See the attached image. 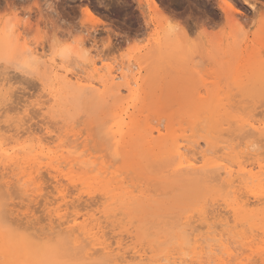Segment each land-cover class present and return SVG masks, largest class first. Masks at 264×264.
<instances>
[{"label":"rangeland","instance_id":"374dc122","mask_svg":"<svg viewBox=\"0 0 264 264\" xmlns=\"http://www.w3.org/2000/svg\"><path fill=\"white\" fill-rule=\"evenodd\" d=\"M155 1L160 6L159 8L161 11L159 15L155 14L156 16L154 15V13L151 14V11L148 9V5H147V2L145 0H36V3H35V0H11L10 3H6V0H0V11H4L9 7L15 8L17 10H20V9H23L26 7L32 8V11L30 13H25L24 11H20V13H19L21 16H24L26 14L29 15L30 21L33 25L32 28L24 31L25 36H31L33 34V32L35 31L36 38L39 39L40 38L39 28L47 29L49 31V33H51L55 28H59V29H61V31L57 32V35H59L61 38H69V36H68L69 32L72 35H75L77 33L86 34L88 39L85 41V46L86 47H92L93 43H95V48L93 49L92 54L96 55L97 53H99V55H100V58L97 60V61L101 62L99 64L100 67L98 66L99 69H101V67L104 65L103 69H105V72H106L107 66H108V68H111V67L114 68L115 67L114 64L116 62H118L119 65L120 64H124V65L128 64L129 66H133V68L135 69L133 75L134 74L136 75V78L138 81L136 83V85L132 86V88H133L132 92H130V93H127V91L123 92L121 94L120 98L114 97L111 94H106L103 96L96 94L95 96L98 97L99 101H100L99 103H96L93 100L89 99L90 95H89V97H88V95H86L82 101V105H81L78 113H76L74 115V117L72 118V120L69 122V120L65 117V114L58 107H55V108L53 106L50 107L51 110L49 108L50 111H48L45 114H42L41 111L39 112V110H40L39 108L37 111V107H40V108L43 107L44 108L45 106L50 105L49 104L50 100L46 101V100H48L46 98H48L49 96H47V92H45L42 89L39 82L33 81V80H27V79L21 77L19 74H16V73L9 72L7 74H0V80H1L0 83H2L0 86V94H1L0 99L2 101V103H0V107L3 106L2 109H0V129H1L0 130V140L1 141L3 139L5 140V136H6V139L8 138L7 140L3 141L4 143H2L0 141V144H1L0 148L3 151L5 150L4 153H2L3 151H1V149H0V151H1L0 155L2 154V156H0L1 157L0 161H2V160L6 161L7 160L6 158L10 159L11 157H13V153H15L14 155H18V154H16V152L19 151V149H17L16 147L20 148V146H21V148L24 147V153L22 152L23 156H21V154L18 152L19 153L18 158H20V156H21V158H24V156L26 158H28L29 156L27 155V151H25V150H27L29 146H35L34 144H36L37 141H39V140L40 141L42 140L41 142L43 144L47 145L45 147V149L43 150L44 153H45L46 148H48V151L50 150L49 152L46 151V153H45L46 155L42 153V155L40 156V159H42V161L39 160V158H38V159L34 160V164H33V167L35 165L37 166L36 171L41 172L39 174V176H41V177H39V176L37 177L36 173L34 174V176H36V178L40 179L39 182L42 180L40 182V186H42V188L41 187L40 188L42 190H44V191H41L42 193L45 192V194H40V197H42L41 195H45V197L40 198L38 196L35 198L36 201L37 200H38V202L40 201L39 203L36 202L35 200L30 201L29 199H27V201L29 203L27 201H26L27 202L26 203L25 202L26 198L23 199L24 197L21 196L20 192L16 191L17 189L14 190V188H13V190L11 188V191H13L11 193L6 191L5 192L6 194L2 193L3 194L2 195L1 194L2 191L0 192V199H1L0 200V206H1V208L4 207V204L6 205L7 202L3 203V201H5V199L7 201L8 197H9L8 198V204L4 208H6L7 211L11 210L12 208H11L10 204L11 203H12L11 205L15 204L14 205L15 208L12 206L13 211L11 210V212H13V215H11L10 219L16 216L15 217V218H17L16 220L19 221V219H21L22 217L32 214L34 216H31V217L28 216V218L30 219L29 225H31V227L33 226L32 227L33 231L35 232V230H37L38 234H39V233H41L40 231H41V228L43 229V227H44V230L46 231L45 228L47 227L46 224H48V221L46 222L45 220H47V212L46 211H48V210L47 209L44 210L46 208V206H44V203H46L49 199L50 200L54 199L55 201L57 198L59 199L57 194H55V193H57V189L63 190V192L65 193V194L63 193L64 195H66L67 192L68 193L70 192L71 194L67 193V195H66L68 197L65 196V198H66L65 201L67 202L69 200L66 204V207H68V210L71 209L70 213L68 210H66L67 208L64 206L65 204H63V202H61L60 199L59 200L57 199L56 203L54 200H53L54 202L50 201L53 204L51 209L55 210V208H58L57 205L64 206L65 210L63 209L62 206L61 207L59 206V209L60 208L63 209V211H62V209H60L63 212L62 213L60 211V213L68 215V218L71 216H73V217L77 216V218H79L78 222L79 223L81 222L82 225L85 223L84 225L90 224L89 226H91L92 224L95 223V221L97 223V220L101 219L98 222L102 221V223H99V224H101L103 227H105V229L101 225H99L101 228L100 231H101V233L104 232L105 234L108 232L107 233L108 235H106V237L108 239L106 240V238L105 237L104 238L106 241L110 240V243L113 242L112 248L115 247L114 242L119 241L121 238V240L123 239V241L120 240L122 242L121 243L122 244L121 245L122 250L124 249V250L128 251L131 249H134V250L139 249L141 252L144 251V254L146 252L145 257L147 259L152 260V259L158 258L157 255L160 257L161 255L164 254V252L167 253L168 249H169L168 252H173V253L177 252V251H185V250L177 249L176 246H178V243L174 244L172 241H170L171 239H169V238H171L172 233L169 234L170 232L169 233L167 232V230H168L167 227H171L172 221L169 222L168 218L169 219L173 218L172 220L174 223H176L175 222L176 220H179L177 222L180 223L184 217H186L190 214L192 215V213L196 214L197 211H194V210L195 209L197 210V208L199 209V207L201 209V207H203V204L206 203L207 201H209L211 205L213 204V201H214V204H213L214 207L212 208V206H209L210 205L209 203H208V205L206 204L207 205L206 209H208V210H206L208 212V213L206 212L207 213L206 216L209 215V213L212 211H213V213H211V214H214L215 212H217L214 214L215 216H217L219 214H220V216H222L225 214L223 209H222L221 202H217L218 206H217V204L215 205V202H216L215 200L216 199L220 200V197H219L220 194L215 189H212L209 187L211 189V190H209V188H207V189L205 188L206 185L204 186V184H203V186H201L202 184H199L202 187V190H199V195L203 194L202 196H204V198L205 197L208 198V196L209 197L212 196L211 197L212 200L210 198H208L209 200H204L203 197H200L198 195V193H196L198 190L194 187L196 185H193L192 182H189L188 184H186L187 182L185 183V182H181V181L180 182L178 181L179 183L176 181L171 182V180H168L166 178L167 177L166 173H164V172L160 173L161 167H164L163 164H161L163 166H161L160 168L158 167L160 165L159 163H158L157 167H155L156 165L154 166L152 164V166L154 168L151 167V170H149L148 172H145L143 168L145 166L144 164L147 163L148 160L146 162L144 160L146 159L145 157L147 156L146 153L148 155H149V153L146 152L144 154L145 151L142 152V149L140 148L144 144L142 140L141 141L143 144L140 145L141 143L139 142L140 144L138 145V146H140L139 148L141 149V150L139 149L140 152H138V150H137V153H142V156H139L137 153L135 154V155H138L137 158H139V159H137V158L135 159L134 157H136V156L132 155V153L134 151L133 152L131 151V150H134L137 145L134 146L132 144L135 148L132 146L134 149H130L131 153H129V154L124 153V149L126 147H123V146H125V145H123L121 147V149L118 150V152L120 151V153H117L116 148L118 146V143H120L119 141H120L121 136H120V134L115 135L113 133V131H115V129L113 128V125L111 123V116H112L111 112L118 113L119 115H122V117H124L126 119L129 116L133 115L134 119L138 118V121L141 120V124H139V126H141L143 129L144 128L148 129V130H143L140 127L141 133H143L144 131H146V132L147 131H153V133H155L154 136L157 137L156 129L158 128L161 130L162 136L166 135L165 136L166 139H167V137H170L172 135V137L176 138V139L177 138L181 139V137H182L183 141H186V140L189 141L190 140V143L192 141L199 142V143L202 142L201 145H203V141H205L206 138L210 139V137L213 135V132L211 133L212 135H210V133L208 132L207 135L210 136V137L208 136L209 137L208 138L207 135L204 134L205 131L207 132V130L205 128H204V130L200 129L201 131H199L198 130L199 126H200L199 124L201 122L199 124H196V126L199 125L198 128H193V129L190 128V127H192V125H191L192 121L191 120L194 121L192 115H194V113H195L194 116H196V117H194V118H197L200 121V119L202 118L201 117L202 115H199V114L200 113L203 114V112L200 111V113L198 115H196V112H197L196 109H199L200 106L199 107H195V106H198L201 104H202L201 106L207 105L206 106V109H207V108H209L208 106L211 105V107L213 109L214 105L218 101H222V103H224V106L225 107L227 106L226 107L227 109H225V107H224L225 110H222L220 115H222V119L225 118L222 121H226V123H228V120H230V122L232 120L237 121L239 118H242V119L245 118L244 120L250 118L251 120L253 119V121H255V122L264 121V104H263L264 103V78H263L264 75L262 74V73H264V0H155ZM85 7L88 8V10L91 13V16H88L85 14V12H84ZM225 13L227 15H229V13H230V15L235 16L234 20L239 22L241 24V26L244 28L245 35L239 41H237L235 39V37L233 35L232 28L229 26L230 22H233V20L231 21L229 18H227V15H225ZM162 17H169V19H171L173 21H179L181 23L182 27L185 29V32H186V35L188 36V39H190V40L199 39V40L203 41L202 45L192 55L191 60L188 64L179 65V66H177V65H164L161 67H156L153 64L151 48H152V46H154L156 44V41H157V38L159 35V29H160L159 20ZM104 46H107V47H104ZM41 47H43L47 51L48 50L47 41H45L43 43V45H41ZM97 73H96L94 79L101 78L105 74L103 70H102V72H101V70H99V74H98L99 76L96 78ZM12 74H14V75H12ZM9 75H11V77H9ZM261 75H263V76H261ZM2 77H4L5 79ZM8 78H10V81ZM7 80L9 81V84L5 83V82H7ZM11 82H13V84ZM3 85H5V86H3ZM8 85H10V86H8ZM11 85H13V87H11ZM6 86L11 87V88H8L7 91L3 90L4 87H6ZM9 89H11V92L13 91L11 93V95H10ZM239 90H240V92H239ZM2 91H5V94H7L9 92L11 99H9V97H10L9 95H7L5 97V94H4L2 96V93H3ZM42 94H43V96H42ZM44 94H45V96H44ZM209 94H211V95H209ZM39 96H41V97H39ZM38 98L40 99L39 101H37ZM211 98H213V99H211ZM6 100H8L9 102ZM43 102L44 103L47 102L46 104H49V105H46ZM210 102H212V103H210ZM260 102H263V103L260 104ZM3 103L4 104L6 103L7 105H3ZM33 103H34V105H33ZM35 104H39V105H37V107H36ZM24 106H26V107H24ZM229 106L232 109H229ZM193 108H196L195 109L196 112L192 111L193 113L191 115L190 111ZM206 109L204 111H206ZM36 111H37V113H36ZM41 114L45 115V116L47 115V118L44 116L45 117V118H43L44 121L42 119L43 116ZM189 114L191 115V117ZM205 114H204V116H205ZM39 115L42 117H40ZM20 118H22V120H23L22 122H21ZM204 119H203V121L205 122ZM226 119H228V120H226ZM7 120H9V122H11V120L13 121L12 125H10V127H9V124H11V123H8ZM159 120H160V123H159ZM41 121L43 122V124ZM66 121H68V122H66ZM94 121H95V123H94ZM201 121H202V119H201ZM233 121H232V123H229V125H227L228 130L223 132V135H222L225 139L228 138L227 140H229V138H230L229 141H231V139L237 140V138L240 139L244 136L242 134L243 132L236 130V129H238V124H236L235 122L233 123ZM55 122L57 123V126H56ZM187 122L188 123L190 122V123L188 124ZM158 123H159V125H158ZM66 124H68V125H66ZM18 125H20V126H18ZM205 125H206V123H205ZM205 125H203V126H205ZM48 126L49 127L53 126V127L49 129V128H47ZM203 126L201 124L200 128ZM227 126H225L226 129H227ZM229 126H231V127L229 128ZM206 127H207V125H206ZM186 128H187V130H186ZM213 129H215V128H213ZM142 130H143V132H142ZM194 131H196L197 134ZM211 131H214V130H211ZM237 133H239V134H237ZM236 135H237V137H236ZM232 136H233V138H232ZM2 137H4V138L2 139ZM12 140H14V141H12ZM60 140H63V141H61V142H63L62 146L59 145V143H58V142H60ZM10 141H12V143ZM30 141H31V144H30ZM187 141H186V143H187ZM9 142L11 145L9 144ZM19 142H21V143L19 144ZM135 142H137V144H138L137 140ZM158 142H159V140H158ZM244 142L245 141L240 142L241 146L244 144ZM5 143L8 144V147H10V149L12 147H14V148H12L9 151V148H7L4 145ZM254 143H258V144L257 145L252 144L253 145L252 150L255 152L258 151L260 153L263 152V154L262 153L259 154V155H261V157L259 156V159H261V161L264 162V144L262 142H261V144L259 142H254ZM2 144L4 145L3 147H2ZM26 144H28V145H26ZM156 144H158V143L156 142ZM110 145H112V146H110ZM62 147H63V149H62ZM21 148H20V150H23ZM128 148H129V146H127V150L125 149V151H129ZM142 148H144V147L142 146ZM211 148H212L211 150H215V151H213L215 153L212 152L214 154V156L217 155V153H219L223 157L226 155L227 158H229V159L231 158V155L228 156V153H225L226 151L225 152L223 151L224 153L222 151H221V153L219 151L216 153V150H218L220 148V146H216V149H215V146H212ZM64 149L65 150L67 149V150L65 151ZM13 151H16V152H13ZM5 152H7V153H5ZM135 152H136V150H135ZM11 153H12V155H11ZM210 153H209V155H210ZM119 154H122V155L120 156ZM213 154L211 156H213ZM219 154H218V156L220 157ZM91 155H93V156H91ZM126 155L127 156L131 155L132 160L129 159L130 162H129V160H126L125 163L128 162L129 165L131 163L133 164V162L137 163V164L135 163L136 166H134L132 168V171H131V172L135 171L134 172L135 174L131 173V172L130 173L127 172L128 174L125 175V172H124L122 175L123 171L122 170H121V172H120V170L118 171V167H120L119 164L124 163L123 160L127 159ZM144 155H146V156H144ZM143 156H144V158H142ZM131 157H129V158H131ZM226 157H224L223 159H225ZM26 158H24V159H26ZM74 158L75 159L78 158V160L80 159L79 161L81 163L86 161V159H88V158H90L91 160L86 161L87 164H84L85 163L84 162L83 165H85V166H81L80 168H78V165L74 164V161H75ZM140 158L142 160H140ZM99 159H100V161H99ZM148 159H149V156H148ZM150 159L153 160V158H150ZM78 160H76V161H78ZM119 160H121V162ZM151 160H149V161H151ZM40 161L44 165V166H42L43 169L38 167L41 164ZM93 161H95V162H93ZM38 162H39V164H37ZM51 162H52V164H51ZM70 162H72V163H70ZM92 162L94 163L93 166H92ZM154 162H156V161H154ZM166 162H167V160H166ZM168 164H170V163H167V165ZM26 165H27V167L30 166V164L28 165V163H26ZM52 165H53L54 169H55V166L57 165L55 170L53 169ZM97 165H99V166H97ZM147 165H149V164L147 163ZM45 166H47L46 169L49 168L48 169L50 171L49 173L45 169ZM100 166H102L106 170L103 171L104 169ZM24 167H26V166H24ZM31 167H32V165H31ZM70 167H72V168H70ZM96 167H97V170H96ZM99 167H100V170L103 169L102 171L104 172L103 173L104 175L106 174V172H109L110 174L113 173L115 175V176L113 175L114 178L118 177L117 178L118 182L125 184V186L127 185L128 189L131 187L129 189V191H133V192L135 191V192L139 193L142 197L145 196L144 197L145 202L143 201L144 202L143 204L147 203V205L142 206L140 203H138V206L140 204V207H138L139 211L136 210L137 202H134L136 204L132 203L131 205H129L127 207V209H125L127 211L124 210L121 212L118 210L120 212V214L125 213V214H122L123 215L122 220H126V221H123L124 223L122 222V220L121 221L117 220L118 223L119 222L122 223V225H123L122 229L119 228L121 225H117V222L115 220L112 221V219L110 218L112 221V222H110V219L108 221L107 219L105 220V218H104L109 213L114 214L113 212L116 210L111 211L110 209H115L117 207L119 208V205L116 204L118 206L115 207V205H114V206H111L112 207L111 208L108 205L109 203H107V202L102 203V199H99V198H101L100 192L103 191V187L100 184V178L101 177L100 176L98 177V175L101 174L100 172H102L100 170L98 172ZM112 167L114 168V170ZM135 167H138V170ZM165 167H166V165H165ZM92 168H93V171L91 170ZM145 168H147V167H145ZM1 170H2V168L0 169V171ZM34 170H32V171H34ZM68 170H70V171H68ZM89 170H91V174L92 173L96 174V172H98V174L94 175V177H93V174L91 176V174L88 173ZM112 170H113V172H112ZM115 170H117V172ZM27 171H29V169H27ZM44 171L47 173H45ZM155 171H156V173H155ZM255 171H257V169ZM56 172H58L57 173L58 175L56 174ZM59 172L61 173L62 176L60 175ZM71 172L73 175L71 174ZM164 174H166V176ZM53 175L58 176L57 178L59 179V181L58 180L57 181L59 183H55V182L49 183V182H52V180H54ZM82 175L84 177H86L88 175V177L90 176L93 179V181L89 184V186L87 184V181L85 183L82 181L84 179L82 177ZM121 175H122V177L119 178V176H121ZM161 175L163 177L165 176V178L167 180H165V178H162ZM125 176H126V178H125ZM62 177L64 180L62 179ZM65 177L66 178L67 177L72 178V179H71V181H69V180H67L68 178L66 179ZM75 177H77V178H75ZM110 177H112V175ZM123 178L125 179V182H124ZM157 178H158V180H157ZM97 179L99 181H97ZM78 180H79V183L83 182L84 184H82V185L79 184L80 185L79 186ZM126 180L128 181L129 184L127 183ZM45 181H47V182H45ZM65 181L70 185H68ZM74 181H76V182H74ZM134 181H135V183H134ZM168 181H169V183H167ZM42 182L45 185L44 184L42 185ZM74 183L76 184V186L74 185ZM62 184H64V185H62ZM65 185H66V187H65ZM168 185L172 189L169 188ZM199 185H197V186L200 187ZM81 186H83V188ZM172 186H174V187H172ZM63 187H65V188H63ZM69 187H70L71 191L68 189ZM65 189L67 190L66 192H65ZM151 189H153V190H151ZM204 191H205V193H204ZM206 191H207V193H206ZM16 192L18 194V199L16 198L17 197ZM97 193H98V196H97ZM10 194H11V196H9ZM142 194H144V195H142ZM196 194L199 197L198 196L196 197ZM205 194H207V195L209 194V195L205 196ZM78 195H80V196H78ZM102 195H103V193H102ZM146 195H147V197H146ZM167 195L170 197L174 195V197H171V198L169 197V200H168ZM14 196H16V197H14ZM56 196H57V198H56ZM160 196H162V197L166 196V198L162 199ZM47 197H49L48 200H47ZM69 197H70V199H67ZM78 197H81V198H79V201H78ZM94 197L95 198L99 197V198L98 199L96 198L97 200L96 199L94 200L93 199ZM157 197H159V198H157ZM172 198H174V200ZM199 198H200V200H199ZM207 198H205V199H207ZM213 198H214V200H213ZM80 199L82 200L80 204H74L73 200H75L76 203H79ZM85 199L87 200V203H86ZM189 199H192V200H189ZM91 200L92 201L94 200V201L92 202ZM100 200H101V202H100ZM149 200L150 201L152 200V202H155L157 206L151 205L152 202H149ZM164 200H166V201H164ZM170 200L171 201L173 200V201L171 202ZM185 200H187V201L189 200V203L191 206ZM97 201H99L100 203H98ZM193 201L196 204L198 203L197 206L201 205L202 203L203 204H202V206L196 207V205L194 204ZM201 201H206V202L201 203ZM34 202H36V203H34ZM139 202H141V201H139ZM168 202L170 203L169 205H168ZM71 203L73 204V205H71L72 208L69 205ZM88 203H91L90 205H92L93 208H91L92 206H89ZM176 203H178V204H176ZM219 203H220V205H219ZM35 204H39L40 207H39V205H36V207H35ZM84 204L86 207H87V205L89 207L88 208L83 207ZM77 205H80L79 208H77L78 207ZM170 205L173 206L172 207L173 209H171V208L169 209ZM192 205L193 206L195 205V206L193 207ZM206 205L204 204V211H205ZM7 206H9V209L7 208ZM29 206L31 208H27ZM69 206H70V208H69ZM75 206H77L76 207L77 210H76ZM132 206H134L133 208L136 207L135 210L132 208ZM47 207H48V205H47ZM80 207L82 208V210L80 209ZM98 207H101V208H98ZM107 207H108V209L109 208L110 209L108 210ZM113 207H115V208H113ZM120 207H122V206H120ZM154 207L155 208L157 207V209H155ZM167 207H168L169 211L165 212ZM4 208L0 209L2 211V215L4 212ZM49 208L50 207H48V209ZM182 208H185V209L187 208L186 209L187 211H185L186 214H188L189 212L190 213L188 215L185 214L186 216L185 215L183 216L181 214L182 213L181 210H184V209H182ZM189 208L190 209L192 208L193 210L191 209V211H190ZM216 208H218V209H216ZM28 209L29 210L31 209L33 212L31 210H30L31 212L27 211ZM72 209H75V211ZM132 209L134 212L132 211ZM148 209H151L152 211L150 210L151 212L150 211L148 212ZM153 209H155L156 212ZM214 209H215V212H214ZM85 210L86 211L88 210L87 215L85 213L86 212ZM97 210L100 212H98ZM128 210H129V212H128ZM175 210H176V212H175ZM64 211H66V212L68 211V212L66 213ZM103 211L105 212V215H104ZM106 211L107 212L110 211V212L107 214ZM118 211H116V212L118 213ZM161 211H162V213H161ZM218 211H219V213H218ZM23 212L24 213L27 212L28 215L27 214L22 215V214H24ZM93 212L95 213V215ZM5 214H6V211H5ZM45 214H46V216H45ZM211 214L209 215L210 217H211ZM81 215H84V216H81ZM92 215H93V217L94 216H96V217L93 218ZM124 215H125V217H124ZM196 215H194V218L196 217ZM17 216H19V218ZM40 216L43 219H41ZM119 216L116 217V219L119 218ZM157 216L161 217L159 219V222L161 221V223H158L159 217L156 218ZM173 216H175V217H173ZM182 216H183V218H182ZM1 217L2 216L0 214V220H1ZM37 217L40 218L41 220H39ZM82 217H84V218H82ZM97 217H99V219H97ZM148 217H151V218L149 219ZM176 217H178V219ZM36 218H37V220H36ZM90 218H92V219H90ZM95 218H96V220H95ZM124 218H126V219H124ZM130 218H132V219H130ZM102 219H104L105 222ZM128 219H130L131 221H129ZM155 219H157V220H155ZM164 219H165V222H164ZM35 220H36V222L39 220L38 221L39 223L38 222L36 223ZM23 221H24L25 225H28L27 223H25L26 221L27 222L29 221L28 219L26 220L24 218ZM131 222H132V225H131ZM134 222H135V225H134ZM141 222L142 223L145 222V223L142 224ZM106 223L109 224L110 227H108V225H106ZM125 223H129V225L128 224L126 225ZM150 223H152V225ZM165 223L167 226V227L165 226L166 228L164 227ZM198 223H196V224H198ZM200 223H202V222H200ZM213 223L217 224L218 220H215V222H213ZM153 224L154 225L158 224V226L154 227ZM104 225H106V226H104ZM143 225H144V227H143ZM177 225L175 227L172 226V228L168 231L172 230L171 232L175 233V231L177 229L176 227H178ZM22 226H23V224H22ZM113 226H116V227H114V229H116V228H119V229H116L117 231H115L113 229ZM127 226H130V228ZM135 226H136V228H135ZM124 228H126L127 230H125ZM131 228H135V229H131ZM146 228H148V229H146ZM152 228L154 231L152 230ZM108 229H109V231H111V230L112 231L109 232ZM44 230H42V232H45ZM147 230H148V232H147ZM156 230H158L159 232L157 233ZM160 230H162V231H160ZM37 231H36V233H37ZM141 232H142V234H141ZM166 232H167L169 238L167 237ZM148 233H150V234H148ZM163 233L166 236L165 235L163 236L162 235ZM105 234L102 233L103 236H105ZM114 235H116L117 237L119 235V237L117 238L119 240H117ZM144 235H146L147 237L145 238ZM152 235H154V236H152ZM231 236H233V235H231ZM127 237L130 238V240L127 239ZM152 237H154V238H152ZM143 238H144V240H143ZM167 240L170 242L167 243ZM232 240H233V238H232ZM256 242H258V245L261 243L260 246H262L264 244V241L262 242V239H261V241H260V239H257ZM125 243H126L127 247L125 246ZM141 243H143V244H141ZM157 243L158 244L166 243L165 244L166 246L164 245V247H162V245L159 246ZM156 244L159 247L155 248ZM234 245L237 246V244H234ZM135 247H136V249H135ZM182 247H178V248H182ZM175 248L177 251H175V250L172 251V249H175ZM145 249H147V251ZM149 249L151 250L152 253L149 251ZM183 249H185V248L183 247ZM147 252H148V254H147ZM177 253H180V252H177ZM151 256H154V258H152ZM155 256H156V258H155ZM256 259L252 258L251 261L254 262ZM254 263L255 264L256 263L262 264L259 260L255 261Z\"/></svg>","mask_w":264,"mask_h":264},{"label":"bare ground","instance_id":"6f19581e","mask_svg":"<svg viewBox=\"0 0 264 264\" xmlns=\"http://www.w3.org/2000/svg\"><path fill=\"white\" fill-rule=\"evenodd\" d=\"M146 2H147V5H148V9L151 11V14L152 13H154V15L156 14H160V6L158 5V3H156V1L155 0H145ZM84 12H85V14L86 15H88V16H91V13H90V11L88 10V8H86L85 7V10H84ZM227 13V12H226ZM225 13V15H227ZM155 15V16H156ZM235 16H232V15H230V13H229V15H227V18H229L231 21L233 20V21H235L234 18ZM154 19V18H153ZM38 50L39 51H43V52H47L43 47H41V48H38ZM101 62L100 61H97V63H95V64H93L92 65V71L95 73V75H96V73H97V76H96V78L99 76L98 74H99V70H101V72H102V70L104 71V76H100L101 78H98V79H94V78H92V79H90L89 78V75H87V74H84V75H79V74H76V75H73V76H71V77H69V79H71V80H74L75 82H77L78 83V85L79 86H82V87H84V88H86V89H94L95 90V95L96 94H98V95H100V96H103V95H106V94H111L112 96H114V97H119L120 98V96H121V94L123 93V92H126L127 91V93H130V92H132L133 90V88H132V86H134V85H136V83L138 82L137 81V78H136V75L134 74L133 75V73H129V68H133V66H129L128 64L127 65H124V64H120L119 65V69H117L116 67H111V68H108V66H107V68H106V72H105V69H103L104 68V65L101 67V69H99L98 68V66L100 67V64ZM113 66V65H112ZM110 67V66H109ZM106 73L108 74V76H107V78L105 79V76H106ZM263 75H264V73H262ZM12 75H14V74H12ZM263 75H261V76H263ZM5 76V75H4ZM8 76V75H7ZM9 77H11V75H9ZM2 78H4V77H2ZM1 78V79H2ZM264 78V77H263ZM5 79V78H4ZM9 79V81H10V78H8ZM9 81L7 80V82H5V83H7V84H9ZM13 81V80H12ZM0 82H1V80H0ZM12 84H13V82H11ZM37 83V82H36ZM1 84L2 83H0V86H1ZM3 86H5V85H3ZM8 86H10V85H8ZM39 86V85H38ZM41 86V85H40ZM11 87H13V85H11ZM11 87H4V89L3 90H8V88H11ZM42 87V86H41ZM7 88V89H6ZM38 88V87H37ZM245 88V87H244ZM243 88V89H244ZM43 89V88H42ZM246 89V88H245ZM10 90V95H11V93L13 92H11V89H9ZM241 90V89H240ZM240 90H239V92H240ZM242 91V90H241ZM3 92V93H2ZM1 93H2V96L5 94V91H2ZM44 92V91H43ZM245 92V91H244ZM256 92V91H255ZM45 93V92H44ZM243 93V92H242ZM1 95V94H0ZM7 95H9V92L7 93V94H5V97L7 96ZM9 95V96H10ZM89 95L91 96L92 94L91 93H89L88 94V97H89ZM209 95H211V94H209ZM1 96V97H2ZM42 96H43V94H42ZM44 96H45V94H44ZM47 96H49L48 98H46V99H48V100H46V101H49L48 103L50 104H46V103H44V104H46V105H49V106H45L44 108L42 107V108H40V107H37V105H39V104H35L36 105V107H37V111H38V108L40 109L39 110V112L41 111V113L42 114H45V113H47L48 111H50L51 110V108L50 107H52V103H51V98H50V95H49V93H47ZM46 96V97H47ZM39 97H41V96H39ZM109 97V96H108ZM3 98V97H2ZM5 99V98H4ZM9 99H11V96L9 97ZM211 99H213V98H211ZM216 99V98H215ZM261 99V98H260ZM40 99L38 98L37 99V101H39ZM0 101H1V99H0ZM5 101V100H4ZM3 101V102H4ZM6 101H8V100H6ZM11 101V100H10ZM213 101V100H212ZM9 102V101H8ZM93 102V101H92ZM214 102V101H213ZM0 103H2V101L0 102ZM42 103V102H41ZM210 103H212V102H210ZM229 103V102H228ZM261 103H263V102H260V104ZM264 104V103H263ZM3 105H7L6 103L4 104L3 103ZM33 105H34V103H33ZM42 105V104H41ZM202 105V104H201ZM201 105H198V106H195V107H199V109H196V108H193L191 111H190V114L192 115V111H195V109H196V115H198L199 113H200V111H202L203 112V114L202 113H200L199 115H202L200 118L202 119V121H201V119H200V121H199V119H197V118H194V117H196V116H194L195 115V113H194V115H192L193 116V119H194V121L193 120H191L190 122H191V125H192V127H190V128H198V126L200 125L201 126V124H202V126L203 125H205V123H206V125H207V127H206V125L205 126H203V127H201L200 128V126H199V131H201L202 129L204 130V128L207 130V132L205 131V135H207L208 134V132L210 133V135H212L211 133L213 132V135L210 137L209 135H207V137L209 136L210 137V139H207L206 138V140L205 141H203V145H201L202 144V142L201 143H199V142H195V141H192L191 143H190V140L189 141H187V143H186V141H183L182 139V137H181V139H176V138H173L172 137V135L170 136V137H167V139H166V135L165 136H162V134H161V130L160 129H156V134H157V137H155L154 135H155V133H153V131H144L143 132V130H148V129H143L141 126H139V124H141V120H139L138 121V118H135L134 119V117H133V115L132 116H129L127 119L126 118H124V117H122V115H119L118 113H115V112H111L112 113V116H111V123H112V125H113V128L115 129V131H113V133L116 135V134H120V143H118V146H117V148H116V151H117V153H120V151L118 152V150H120L121 149V147L123 146V145H125V146H123V147H126L125 149L127 150V146H129V148H128V150L129 151H125V149H124V153H126V154H129V153H131L130 152V149H134L135 147V145H139L140 143V145H142L143 143V147L144 148H142V146L140 147V146H136V148L134 149V150H131L133 153H132V155L133 156H136V157H134L135 159L138 157V155L139 156H142V153H137V150H138V152H140L139 151V149L141 148L142 149V152H144V154L146 153V152H148L149 153V155L146 153V155H144V156H146L145 158V162L147 161V163L149 164V165H147V163H145L143 166H144V171L145 172H148L149 170H151V167L152 168H154L153 166H152V164L155 166V167H157L158 166V163L160 164L158 167L160 168L161 166H163L164 165V167H161V169H160V173H166L167 174V179L168 180H171V182H173V181H176V182H187L186 184H188L189 182H192L193 183V185H196V186H194L198 191L196 192V193H198V195H199V190H202V187L201 186H203V184H204V186L206 185V189L207 188H212V189H215L219 194H220V200H218V199H216L215 201V205L217 204V206H218V203L217 202H221V206H222V209H223V211H224V215H222V216H220V214L219 215H217V216H215L214 214L215 213H217V212H215V209H214V214H211V213H213V211L212 212H210L209 213V215L211 214V217L209 216V215H207L206 216V214L208 213L206 210H208V209H206L207 208V205H208V203L210 204V202L209 201H201V203L202 202H206V203H204L205 205H206V207H205V211H204V204H203V207H201V209H200V207L199 206H202V204L201 205H199V206H197V204L194 202V204L196 205V207H199V209L197 208V210L195 209L194 211H197V215L196 214H194V213H192V215L190 214V215H188V214H186L185 213V211H187L185 208H182V209H184V210H181L182 211V215L184 216L185 214L186 215H188V216H186V217H184L183 218V216H182V221L179 223V222H177V221H179V220H176L175 222L176 223H174L173 222V218L172 219H169L168 217V220H169V222L170 221H172V225H171V227H167L166 226V223H165V225H164V227L166 226L167 227V229L168 230H170L171 228H172V226H176L178 223V227H176L177 229H176V231L175 232H177V230L179 231V232H181L182 234H183V237H184V242L183 243H178V246H176L177 247V249H181V250H185V251H177L176 250V248L175 249H172V251L173 250H175V251H177V252H180V253H177V252H168L169 251V249L167 250V253L166 252H164V254L163 255H161L160 257L157 255V257L158 258H156V256H155V258L156 259H152V260H150V259H147L146 257H145V254H146V252H145V254H144V251L143 252H141L139 249V251L138 250H134V249H131V250H128V251H126V250H122L121 249V241H123V239L121 240V238H120V240L119 239H117L118 237H119V235H118V237L116 236V235H114L115 237H116V239L117 240H119V241H115L114 242V245H115V247L114 248H112V243L113 242H111L110 243V240H108V241H106L108 238L106 237V235H108L107 233L105 234L104 232H102L103 234H105V236H103L102 235V233H101V231H100V226L99 225H101V224H99V223H102V221L101 222H98L99 220H101V219H99V217H97V219H99V220H97V223H96V221H95V223L94 224H92L91 226H89V225H82L81 224V222L79 223L78 222V219L79 218H77V216H71V217H69L68 218V215H66V214H62L63 212V209H64V206L66 207V204H67V202L69 201H65L66 200V198H65V196L67 195V193H66V195H64L65 193L63 192V190H59V189H57V193H55V194H57V196L59 197V199H60V201L61 202H63V204H65L64 206H62L63 207V209L62 208H60V209H62V211L59 209V206L60 205H57V207L58 208H55V210H52L51 209V207H52V203L50 202V201H53L54 199H49L48 200V198L49 197H47V202L46 203H44V206H46V208L44 209V210H48V211H46L47 212V220H45L46 222L48 221V224H46L47 225V227L45 228L46 229V231L44 230V227H43V229L41 228V233H39L38 234V231L37 230H35V232L33 231V226L31 227V225H29L30 224V219L28 218V216H34V215H28L27 214V212L26 213H24V214H22V215H28V216H24V217H22L21 219H19V221L18 220H16L17 218H15V217H13V218H11L10 219V217H11V215H13V212H11V210L13 209V207L15 208V204H13V205H11L10 204V206H11V210H8L7 211V209L6 208H4L7 204H8V198H7V201H6V199H5V201H3V203L5 202H7L6 203V205L4 204V207H2L1 208V206H0V209H3L4 208V212H3V215H2V211L0 210V214H1V220H0V223H5V224H7L8 226H9V228L10 229H12V234L11 235H8V234H0V264H20V262L23 260V259H25L27 256H28V254H29V249H30V245H29V240H46V239H55L56 237H63V238H65V240L69 243V245H70V248H69V251H71V252H73V253H75V254H79V253H83V255L86 257V258H89V259H91V258H96V257H100V256H105V257H107L109 260H110V262H111V264H253L255 261H257V260H259L262 264H264V244L262 245V246H260V244L258 245V242H256L257 241V239H260V241H261V239H262V242L264 241V162L263 161H261V159H259V156L261 157V155H259V154H263V152H255V151H253L252 150V144H258V143H254V142H259L260 144H261V142L264 144V121H262V122H255V121H253V119L251 120L250 118L249 119H246V120H244V119H242V118H239L237 121H233V123L235 122L236 124H238V129H236V130H238V131H240V132H243L242 134L244 135L242 138H240V139H238L237 138V140L236 139H234V140H232L231 139V141H229L230 140V138H229V140H227V139H225L222 135H223V132H225V131H227L228 130V126L227 125H229V123H232V121L230 122V120H228V119H226V120H228V123H226V121H222L223 119H225V118H223L222 119V115H220L221 114V112H222V110H225V109H227L225 106H224V103H222V101H218L215 105H214V108L212 109V107H211V105L210 106H208L209 108H207L206 109V106L204 105V106H201ZM44 106V105H43ZM231 106V105H230ZM230 106H229V109H232V108H230ZM2 107L3 106H1L0 107V109H2ZM24 107H26V106H24ZM124 107V106H123ZM224 107H225V109H224ZM233 107V106H232ZM49 108H50V110H49ZM204 108V109H203ZM27 109V108H26ZM36 109V108H35ZM34 109V110H35ZM203 109V110H202ZM206 109V111H204ZM44 110V111H43ZM24 111V110H23ZM27 111V110H26ZM25 111V112H26ZM33 111V110H32ZM37 111H36V113H37ZM233 111V110H232ZM33 113V112H32ZM144 113V112H143ZM206 113V114H205ZM232 113V112H231ZM41 114V115H42ZM189 114V115H190ZM204 114H205V116H204ZM34 115V114H33ZM111 115V114H110ZM127 115V114H126ZM125 115V116H126ZM191 115H190V117H191ZM35 116V115H34ZM40 116V115H39ZM38 116V117H39ZM43 116V117H42ZM42 116H40V117H42V119L43 118H47V115L45 116V115H42ZM45 116V117H44ZM39 117V118H40ZM133 117V118H132ZM207 117V118H206ZM254 117V116H253ZM23 118V117H22ZM22 118H20L21 119V122L23 121L22 120ZM205 118V119H204ZM30 119V118H29ZM190 119V118H189ZM203 119L205 120V122L203 121ZM128 120V121H127ZM257 120V119H256ZM43 121H44V119H43ZM49 121V120H48ZM126 121V122H125ZM162 121V120H161ZM187 121V120H186ZM7 122L8 123H11V124H9V127H10V125H12V120H11V122H9V120H7ZM42 122V121H41ZM51 122V121H50ZM54 122V121H53ZM66 122H68V121H66ZM98 122V121H97ZM100 122V121H99ZM148 122V121H147ZM178 122V121H177ZM189 122V123H190ZM194 122V123H193ZM201 122V123H200ZM45 123V122H44ZM48 123V122H47ZM94 123H95V121H94ZM150 123V122H149ZM159 123H160V120H159ZM159 123H158V125H159ZM188 123V122H187ZM188 123V124H189ZM200 123V124H199ZM19 124V123H18ZM22 124V123H21ZM42 124H43V122H42ZM50 124V123H49ZM54 124V123H53ZM55 124H56V126H57V123L55 122ZM70 124V123H69ZM196 124H199L198 126H196ZM66 125H68V124H66ZM146 125V124H145ZM176 125V124H175ZM195 125V126H194ZM18 126H20V125H18ZM22 126V125H21ZM54 126V125H53ZM52 126V127H53ZM210 126V127H209ZM212 126V127H211ZM225 126H227V129H226V127ZM52 127H47V128H52ZM143 129L142 130V132L143 133H141L140 132V130H141V128ZM225 127V128H224ZM231 126H229V128H230ZM236 127V126H235ZM68 128V127H67ZM213 128H215V129H213ZM19 129V128H18ZM201 129V130H200ZM209 129V130H208ZM214 130V131H211V130ZM1 130V129H0ZM113 130V129H112ZM139 130V131H138ZM186 130H187V128H186ZM234 130V129H233ZM232 130V131H233ZM137 131V132H136ZM168 131V130H167ZM166 131V132H167ZM171 131V130H170ZM169 131V132H170ZM195 133H196V131H194ZM204 132V131H203ZM55 133V132H54ZM229 133V132H228ZM233 133V132H232ZM175 134V133H174ZM197 134V133H196ZM237 134H239V133H237ZM204 135V136H205ZM229 135V134H228ZM174 136V135H173ZM192 136V135H191ZM225 136V135H224ZM240 136V135H239ZM238 136V137H239ZM50 137V136H49ZM118 137V136H117ZM140 137V138H139ZM208 137V138H209ZM236 137H237V135H236ZM4 137H2V139H3ZM186 138V137H185ZM232 138H233V136H232ZM8 139V138H7ZM6 139V136H5V140H7ZM55 139V138H54ZM191 139V138H190ZM4 139L1 141L2 143H4L3 141H5ZM97 140V139H96ZM115 140V139H114ZM138 141V144H137V142H135V141ZM143 141V143H142V141ZM157 140V141H156ZM158 140H159V142H158ZM237 142H236V141ZM241 140V141H240ZM12 141H14V140H12ZM12 141H10L11 143H12ZM42 141V140H41ZM40 140L39 141H37V143L36 144H34L35 146H29L28 147V149L27 150H25V151H27V155L29 156L28 158H26L25 156H24V158H26V159H24V158H21V156H23L22 155V152L24 153V147L23 148H21V146H20V148L21 149H23V150H20V148L19 147H16L17 149H19V151H13V152H16V154H18V155H14L15 153H13V157H11L10 159L9 158H6L5 160L6 161H0L1 163H0V169L2 168V170L0 171V192H1V194L2 193H4V194H6L5 192L7 191V192H9V193H11V192H13V191H11V188H12V190H13V188H14V190L15 189H17L16 191H19L20 192V194H21V196L22 197H24L23 199H25V202L27 201V199H29L30 201H33V200H35V198L36 197H40V194H45V192L44 193H42L41 191H44V190H42L41 188H42V186H40V182L42 181H40L39 182V178H36V176L38 177L39 176V174L41 173L40 171H36L37 170V166L35 165L34 167H33V164H34V160H36V159H38L39 158V160H41L42 161V159H40V156L42 155V153L43 154H45L46 153V151H48V148H46V150H45V153L43 152V150L45 149V147L47 146V145H45V144H43L42 142H41ZM61 141H63V140H60V142H58L59 143V145H63V142H61ZM242 141H245L244 142V144L241 146V143L240 142H242ZM247 141V142H246ZM10 142H9V144H10ZM96 142V141H95ZM100 142V141H99ZM140 142V143H139ZM156 142L158 143V144H156ZM252 142V143H251ZM15 143V142H14ZM18 143V142H17ZM21 142H19V144H20ZM107 143V142H106ZM136 143V144H135ZM7 143H5L4 145L7 147V148H9V151L12 149V148H14V147H12L11 149H10V147H8V144L6 145ZM30 144H31V141H30ZM134 146H133V145ZM262 144V145H263ZM3 144H2V147L4 146ZM11 145V144H10ZM26 145H28V144H26ZM0 146H1V144H0ZM17 146V145H16ZM110 146H112V145H110ZM134 148H133V147ZM212 146H215V149H216V146H220V148L218 149V150H216V153L219 151L220 153H221V151L223 152H225V153H228V156H230L231 155V158L229 159V158H227L226 157V155L224 156V157H226L225 159H223L224 157L221 155V154H219V153H217V155H215L214 156V154L213 153H215V152H213V151H215V150H211L212 148ZM259 146V145H258ZM27 147V146H26ZM140 147V148H139ZM138 148V149H137ZM259 148V147H258ZM263 148V147H262ZM1 149V148H0ZM62 149H63V147H62ZM140 149V150H141ZM14 150V149H13ZM54 150V149H53ZM65 150V149H64ZM67 150V149H66ZM65 150V151H66ZM135 150H136V152H135ZM1 151H3L2 149H1ZM0 151V152H1ZM5 151V150H4ZM4 151L2 152V153H4ZM7 151V150H6ZM21 151V152H20ZM50 151V150H49ZM48 151V152H49ZM52 151V150H51ZM21 154V156H20V158H18V156H19V153ZM211 152V153H210ZM213 152V153H212ZM223 152V153H224ZM5 153H7V152H5ZM10 153V152H9ZM80 153V152H79ZM138 154V155H135V154ZM209 153H210V155H209ZM26 154V153H25ZM49 154V153H48ZM51 154V153H50ZM54 154V153H53ZM60 154V153H59ZM141 154V155H140ZM213 154V156H211ZM218 154L220 155V157L218 156ZM11 155H12V153H11ZM10 155V156H11ZM46 155V154H45ZM58 155V154H57ZM120 156L122 155V154H119ZM0 156H2V154L0 155ZM9 156V155H8ZM76 156V155H75ZM89 156V155H88ZM91 156H93V155H91ZM96 156V155H95ZM119 156V157H120ZM127 156V155H126ZM144 156L142 157V158H144ZM148 156H149V159H148ZM218 156V157H217ZM7 157V156H6ZM68 157V156H67ZM66 157V158H67ZM70 157V156H69ZM129 157H131V155L130 156H127L126 158L127 159H124L123 160V162L124 163H120L119 165H120V167H118V171L120 170V172H121V170L123 171L122 172V175H123V173L125 172V175L126 174H128V173H130L131 171H132V168L134 167V166H136V162H133V164L131 163L130 165H129V163L127 162V163H125L126 162V160H129V159H131L132 160V157L131 158H129ZM222 157V158H221ZM1 158V157H0ZM45 158V157H44ZM51 158V157H50ZM121 158V157H120ZM150 158H153V160H151ZM84 159V158H83ZM82 159V160H83ZM137 159H139V158H137ZM157 159V160H156ZM46 160V159H45ZM74 164H77L78 165V168H80L81 166H85V165H83V163L84 164H87L86 163V161H89V160H91L90 158H88V159H86V161H84L83 163H81L79 160H78V158L77 159H75L74 158ZM76 160H78V161H76ZM81 160V161H82ZM140 160H142L141 158H140ZM139 160V161H140ZM149 160H151V161H149ZM166 160H167V162H166ZM263 160V159H262ZM40 161V162H41ZM61 161V160H60ZM73 161V160H72ZM99 161H100V159H99ZM105 161V160H104ZM120 162H121V160H119ZM153 161V162H152ZM154 161H156V162H154ZM159 161V162H158ZM171 161V162H170ZM47 162V161H46ZM59 162V161H58ZM69 162V161H68ZM91 162V161H90ZM93 162H95V161H93ZM92 162V166H93V163ZM108 162V161H107ZM129 162H130V160H129ZM151 164H150V163ZM26 163H28V165L30 164V166L29 167H27V165H26ZM45 163V162H44ZM70 163H72V162H70ZM69 163V164H70ZM136 163V164H135ZM167 163H170V164H168L167 165ZM37 164H39V162L37 163ZM51 164H52V162H51ZM60 164V163H59ZM82 164V165H81ZM103 164V163H102ZM108 164V163H107ZM106 164V165H107ZM161 164H163V165H161ZM31 165H32V167H31ZM47 165V164H46ZM109 165V164H108ZM165 165H166V167H165ZM24 166H26V167H24ZM42 166H44L43 164H42V162H41V164H40V166H38L39 168H41V169H43V167ZM57 166V165H56ZM56 166H55V169H56ZM71 166V165H70ZM95 166V165H94ZM97 166H99V165H97ZM116 166V165H115ZM141 166V165H140ZM139 166V167H140ZM46 167L47 166H45V169H46ZM52 167H53V165H52ZM100 167H102V166H100ZM100 167L98 168V172H99V170H100ZM142 167V166H141ZM145 167H147V168H145ZM36 168V169H35ZM51 168V167H50ZM70 168H72V167H70ZM76 168V167H75ZM83 168V167H82ZM103 168V167H102ZM113 168V167H112ZM116 168V167H115ZM137 170H138V167H135ZM27 169H29V171H27ZM35 169V170H34ZM49 168H47L46 170L48 171V173L50 172L49 170H48ZM53 169H54V167H53ZM54 169V170H55ZM104 169V170H103ZM103 169H101L100 171H105L106 169L105 168H103ZM117 169V168H116ZM257 169V171H255V170ZM32 170H34V171H32ZM40 170V169H39ZM53 170V171H54ZM92 171H93V168L91 169ZM91 170H89V174H91ZM96 170H97V167H96ZM113 170H114V168H113ZM113 170H112V172H113ZM157 170V169H156ZM52 171V170H51ZM58 171V170H57ZM68 171H70V170H68ZM67 171V172H68ZM80 171V170H79ZM82 171V170H81ZM85 171V170H84ZM100 172L101 174H99L98 175V177L100 176L101 178H100V184L102 185V187H103V191L102 192H100V194H101V198H99V199H102V203H104V202H107V203H109L108 205L111 207V206H114L115 205V207L116 206H118L119 205V208L117 207V208H115V207H113V208H115V209H110L111 211H114V210H116V211H124L125 209H127V207L129 206V205H131L132 203H134V202H137V205H136V207L138 208V207H140V204L143 206V205H147V203L146 204H143L145 201V199H144V197H142L139 193H137V192H133V191H129V189L131 188L130 186V188L128 189V186L126 185L125 186V184H122L121 182H118V180H117V178L115 177H113V173H109V172H106V176L103 174L104 172ZM116 172H117V170H115ZM38 172V173H37ZM45 172V171H44ZM98 172H96V174L94 173H92L93 174V177H94V175H97L98 174ZM111 172V171H110ZM128 172V173H127ZM135 172V171H134ZM134 172H131V173H134ZM153 172V171H152ZM37 174L36 176H34V174ZM45 173H47V172H45ZM55 173V172H54ZM53 173V174H54ZM58 172H56V174H57ZM60 173V172H59ZM85 173V172H84ZM87 173V174H88ZM155 173H156V171H155ZM159 173V172H158ZM51 174V173H50ZM49 174V175H50ZM63 174V173H62ZM71 174H72V172H71ZM92 174H91V176H92ZM110 174V175H109ZM121 174V173H120ZM135 174V173H134ZM151 174V173H150ZM149 174V175H150ZM166 174H164L165 176H166ZM42 175V174H41ZM55 175V174H54ZM53 175V179L55 180H52V182H49V183H53V182H55V183H59L58 181H59V179L57 178L58 176H54ZM58 175V174H57ZM60 175H61V173H60ZM73 175V174H72ZM104 175V176H103ZM112 175V177H110ZM122 175L121 176H119V178L120 177H122ZM153 175V174H152ZM48 176V175H47ZM62 176V175H61ZM60 176V177H61ZM79 176V175H78ZM77 176V177H78ZM115 176V175H114ZM155 176V175H154ZM162 176V175H161ZM165 176L163 177L162 176V178H165ZM39 177H41V176H39ZM52 177V176H51ZM72 177V176H71ZM77 177H75V178H77ZM82 177L84 178L82 181L85 183L86 181H87V184H88V186H89V184L93 181V179L89 176L88 177V175L86 176V177H84L83 175H82ZM66 178V177H65ZM68 178V177H67ZM66 178V179H67ZM80 178V177H79ZM125 178H126V176H125ZM144 178V177H143ZM161 178V179H162ZM165 178V180H167ZM43 179V178H42ZM62 179H63V177H62ZM71 179L72 178H68L67 180H69V181H71ZM74 179V178H73ZM124 179V178H123ZM134 179V178H133ZM151 179V178H150ZM47 180V179H46ZM58 180V181H57ZM64 180V179H63ZM66 180V181H67ZM121 180V179H120ZM143 180V179H142ZM157 180H158V178H157ZM65 181V182H66ZM97 181H99L98 179H97ZM122 181V180H121ZM127 181V180H126ZM144 181V180H143ZM45 182H47V181H45ZM64 182V181H63ZM74 182H76V181H74ZM83 182H80L79 183V180H78V185L80 184V185H82V184H84ZM124 182H125V179H124ZM170 182V183H171ZM178 182V183H179ZM67 183V182H66ZM127 183H128V181H127ZM134 183H135V181H134ZM141 183V182H140ZM150 183V182H149ZM167 183H169V181L167 182ZM44 183L42 182V185H43ZM68 184V183H67ZM129 184V183H128ZM146 184V183H145ZM152 184V183H151ZM172 184V183H171ZM181 184V183H180ZM191 184V183H190ZM199 184H202L201 186L199 185ZM45 185V184H44ZM62 185H64V184H62ZM68 185H70V184H68ZM72 185V184H71ZM74 185L76 186V184L74 183ZM77 185V186H78ZM79 185V186H80ZM86 185V184H85ZM96 185V184H95ZM125 187H124V186ZM142 185V184H141ZM140 185V186H141ZM192 185V184H191ZM197 185H199L200 187H198ZM78 186V187H79ZM91 186V185H90ZM169 186V185H168ZM41 187V188H40ZM44 187V186H43ZM60 187V186H59ZM62 187V186H61ZM65 187H66V185H65ZM65 187H63V188H65ZM68 187V186H67ZM73 187V186H72ZM82 188H83V186H81ZM94 187V186H93ZM97 187V186H96ZM138 187V186H137ZM149 187V186H148ZM172 187H174V186H172ZM199 189H198V188ZM55 188V187H54ZM141 188V187H140ZM167 188V187H166ZM169 188H171L170 186H169ZM191 188V187H190ZM201 188V189H200ZM209 188V190H211ZM52 189V188H51ZM69 190H70V187L68 188ZM94 189V188H93ZM172 189V188H171ZM9 190V191H8ZM73 190V189H72ZM102 190V189H101ZM151 190H153V189H151ZM4 191V192H3ZM67 190L65 189V192H66ZM71 191V190H70ZM76 191V190H75ZM41 192V193H40ZM64 193V194H63ZM70 193V192H69ZM68 193V194H69ZM102 193H103V195H102ZM201 193V192H200ZM204 193H205V191H204ZM206 193H207V191H206ZM209 193V192H208ZM16 194H17V192H16ZM51 194V193H50ZM71 194V193H70ZM77 194V193H76ZM174 194V193H173ZM210 194V193H209ZM208 194V195H209ZM3 195V194H2ZM53 195V194H52ZM75 195V194H74ZM83 195V194H82ZM93 195V194H92ZM142 195H144V194H142ZM149 195V194H148ZM178 195V194H177ZM176 195V196H177ZM193 195V194H192ZM195 195V194H194ZM197 194H196V197L198 196ZM203 195V194H202ZM202 195H199L200 197H203L204 198V196H202ZM207 194H205V196H206ZM207 195V196H208ZM212 195V194H211ZM210 195V196H211ZM214 195V194H213ZM9 196H11V194L9 195ZM42 197H40V198H43V197H45V195H41ZM57 196H56V198H57ZM70 196V195H69ZM78 196H80V195H78ZM97 196H98V193H97ZM100 196V195H99ZM150 196V195H149ZM198 196V197H199ZM14 197H16V196H14ZM13 197V198H14ZM66 197H68V196H66ZM87 197V196H86ZM146 197H147V195H146ZM151 197V196H150ZM162 199L163 198H166V196H160ZM169 197L170 196H168L167 195V198H168V200H169ZM171 197H174V195L173 196H171ZM170 197V198H171ZM212 197V196H211ZM211 197H209L208 196V198H210L211 200H212V198ZM216 197V196H215ZM214 197V198H215ZM12 198V199H13ZM17 199H18V194H17V197H16ZM20 198V197H19ZM39 198V199H40ZM79 198H81V197H78V201H79ZM92 198V197H91ZM97 198V197H96ZM95 197L93 198L94 200L96 199ZM97 198V199H98ZM104 198V199H103ZM155 198V197H154ZM157 198H159V197H157ZM205 198H207V197H205ZM204 198V200H209L208 198L207 199H205ZM214 198H213V200H214ZM58 199V198H57ZM57 199H56V201H55V203L57 202ZM58 199V200H59ZM67 199H70V197L69 198H67ZM77 199V198H76ZM75 199V200H76ZM89 199V198H88ZM96 199V200H97ZM173 200H174V198H172ZM188 199V198H187ZM1 200V199H0ZM42 200V199H41ZM44 200V199H43ZM75 200H73L74 201V204H80L81 203V199H80V202L79 203H76L75 202ZM86 200V199H85ZM90 200V199H89ZM93 200V201H94ZM172 200V201H173ZM189 200H192V199H189ZM189 200L187 201V200H185V201H187V203H189ZM199 200H200V198H199ZM203 200V199H202ZM36 201V200H35ZM53 201V202H54ZM59 201V202H60ZM84 201V200H83ZM92 201V200H91ZM92 201V202H93ZM139 201H141V202H139ZM144 201V202H143ZM160 201V200H159ZM164 201H166V200H164ZM171 201V200H170ZM169 201V202H170ZM171 201V202H172ZM13 202V201H12ZM23 202V201H22ZM28 202V201H27ZM26 202V203H27ZM36 202H38V200L36 201ZM36 202H34V203H36ZM40 202V201H39ZM38 202V203H39ZM45 202V201H44ZM50 202V203H49ZM71 202V201H70ZM98 203H100L101 202V200H100V202L99 201H97ZM149 202H152V200L150 201L149 200ZM168 202V205L170 204ZM175 202V201H174ZM173 202V203H174ZM197 202V201H196ZM10 203V202H9ZM29 203V202H28ZM33 203V204H34ZM86 203H87V200H86ZM138 203H140L139 204V206H138ZM32 204V203H31ZM41 204V203H40ZM51 204V205H50ZM89 204V206H92V205H90L91 203H88ZM97 204V203H96ZM116 204H118V205H116ZM134 204H136V203H134ZM165 204V203H164ZM176 204H178V203H176ZM175 204V205H176ZM213 204H214V201H213ZM209 205V206H212V208L214 207V205ZM36 205H39V204H35V207H36ZM47 205H48V207H50L49 209H48V207H47ZM55 205V206H56ZM70 206L71 205H73L72 203L71 204H69ZM151 205H156V203L155 202H152V204ZM186 205V204H185ZM188 205V204H187ZM189 205H190V203H189ZM194 205V206H195ZM219 205H220V203H219ZM13 206V207H12ZM32 206V205H31ZM54 206V207H55ZM60 206V207H61ZM70 206H69V208H70ZM78 206V207H77ZM77 206H75V208L77 207V208H79V206L80 205H77ZM88 205H87V207L85 206V204L83 205V207H86V208H88L89 207ZM106 206V205H105ZM120 206H122V207H120ZM141 206V207H142ZM157 206V205H156ZM191 206V205H190ZM193 206V205H192ZM193 206V207H194ZM38 207V206H37ZM39 207H40V205H39ZM38 207V208H39ZM134 206H132V208H133ZM135 207V208H136ZM173 206H169V209L171 208V209H173L172 208ZM192 207V208H193ZM220 207V206H219ZM7 208L9 209V206H7ZM27 208H31L30 206L29 207H27ZM67 209L66 210H68V207H66ZM71 208H72V206H71ZM77 208H76V210H77ZM91 208H93V206L91 207ZM98 208H101V207H98ZM112 208V207H111ZM135 208H133L134 210H135ZM136 208V210L137 211H139V208L137 209ZM150 208V207H149ZM155 208V207H154ZM191 208V209H192ZM211 208V207H210ZM221 208V207H220ZM219 208V209H220ZM80 209L82 210V208L80 207ZM84 209V208H83ZM104 209V208H103ZM107 209H108V207H107ZM108 209V210H109ZM131 209V208H130ZM133 209H132V211H133ZM155 209H157V207L155 208ZM155 209H153L154 211H155ZM169 209H168V207L166 208V210H165V212L167 211H169ZM191 209L189 208V210L191 211ZM194 209V208H193ZM192 209V210H193ZM216 209H218V208H216ZM31 210V209H30ZM29 209L27 210V211H30ZM65 210V209H64ZM70 210L71 209H69L68 211H69V213H70ZM72 210H74L75 211V209H72ZM105 210V209H104ZM107 210V211H108ZM151 209H148V212L150 211ZM5 211H6V214H5ZM13 211V210H12ZM18 211V210H17ZM32 211V210H31ZM30 211V212H31ZM60 211L62 212V213H60ZM67 211V212H68ZM79 211V210H78ZM84 211V210H83ZM86 211V210H85ZM98 211V210H97ZM106 211V212H107ZM116 211H114L113 213L114 214H112V213H109V212H107V214L109 215H106L104 218H105V220L107 219L108 221H109V219L111 218L112 219V221L113 220H115L116 222H117V225H121L119 228H121L122 229V227H123V225H122V223L121 222H119L118 223V221L117 220H122V217H123V215L122 214H125V213H121L120 214V212L118 211V213L116 212ZM125 211H127V210H125ZM152 211V210H151ZM150 211V212H151ZM33 212V211H32ZM64 212H66V211H64ZM66 212V213H67ZM77 212V211H76ZM80 212V211H79ZM82 212V211H81ZM87 212H88V210L85 212L86 213V215H87ZM90 212V211H89ZM98 212H100V211H98ZM97 212V213H98ZM104 212V211H103ZM116 212V213H115ZM128 212H129V210H128ZM134 212V211H133ZM136 212V211H135ZM156 212V211H155ZM175 212H176V210H175ZM178 212V213H179ZM207 212V213H206ZM37 213V212H36ZM68 213V214H69ZM73 213V212H72ZM71 213V214H72ZM92 213V212H91ZM94 213V212H93ZM158 213V212H157ZM161 213H162V211H161ZM164 213V212H163ZM184 213V214H183ZM218 213H219V211H218ZM30 214V213H29ZM34 214V213H33ZM103 214V213H102ZM128 214V213H127ZM131 214V213H130ZM17 215V214H16ZM85 215V216H86ZM94 215H95V213H94ZM104 215H105V212H104ZM120 215V216H119ZM180 215V214H179ZM194 215H196V217L194 218ZM213 215V216H212ZM226 215V216H225ZM45 216H46V214H45ZM44 216V217H45ZM66 216V217H65ZM81 216H84V215H81ZM103 216V215H102ZM119 216V218H117L116 219V217H118ZM134 216V215H133ZM181 216V215H180ZM18 218H19V216H17ZM27 217V218H26ZM41 217V216H40ZM79 217V216H78ZM92 217H93V215H92ZM94 217H96V216H94ZM93 217V218H94ZM124 217H125V215H124ZM155 217V216H154ZM159 217V218H158ZM171 217V216H170ZM173 217H175V216H173ZM28 219L29 221V223L26 221L25 223H27L28 225H25L24 224V221H23V219ZM38 218V217H37ZM37 218H36V220H37ZM46 218V217H45ZM82 218H84V217H82ZM101 218V217H100ZM114 218V219H113ZM121 218V219H120ZM149 219L151 218V217H148ZM156 218H158V223H161V221L159 222V219L161 218L160 216H157ZM177 219H178V217H176ZM39 220H41V219H43L42 217H41V219L40 218H38ZM87 219V218H86ZM90 219H92V218H90ZM111 219H110V222H112L111 221ZM124 219H126V218H124ZM130 219H132V218H130ZM130 219H128L129 221H131ZM144 219V218H143ZM166 219V218H165ZM165 219H164V222H165ZM21 220V221H20ZM32 220V219H31ZM36 220H35V222H36ZM38 220V221H39ZM81 220V219H80ZM79 220V221H80ZM95 220H96V218H95ZM102 220H104V219H102ZM105 220H104V222H105ZM137 220V219H136ZM155 220H157V219H155ZM215 220H218V223L217 224H215V223H213V222H215ZM23 221V222H22ZM33 221V220H32ZM37 221V222H38ZM91 221V220H90ZM123 221H126V220H122V222ZM212 221V222H211ZM36 222V223H37ZM42 222V221H41ZM109 222V223H110ZM200 222H202V223H199ZM39 223V222H38ZM114 223V222H113ZM124 223V222H123ZM142 223V222H141ZM140 223V224H141ZM143 223H145V222H143ZM142 223V224H143ZM147 223V222H146ZM196 223H198V224H196ZM22 224H23V226H22ZM32 224V223H31ZM35 224V223H34ZM33 224V225H34ZM105 224V223H104ZM126 225L128 224L129 225V223H125ZM141 224V225H142ZM148 224V223H147ZM151 225H152V223H150ZM37 225V224H36ZM41 225V224H40ZM106 225H108V227H110L109 226V224H107L106 223ZM106 225H104V226H106ZM113 225V224H112ZM115 225V224H114ZM116 225V226H117ZM131 225H132V222H131ZM130 225V226H131ZM134 225H135V222H134ZM139 225V224H138ZM154 225V224H153ZM35 226V225H34ZM102 226V225H101ZM116 226H113V229H114V227H116ZM130 226H127V227H129L130 228ZM146 226V225H145ZM156 226H158V224L156 225H154V227H156ZM163 226V225H162ZM103 227V226H102ZM107 227V228H108ZM140 227V226H139ZM143 227H144V225H143ZM142 227V228H143ZM153 227V226H152ZM153 227V228H154ZM165 227V228H166ZM104 229H105V227H103ZM119 228H116V229H119ZM135 228H136V226H135ZM135 228H131V229H135ZM150 228V227H149ZM153 228H152V230H153ZM116 229H114L115 231H117ZM125 230H127L126 228H124ZM140 229V228H139ZM138 229V230H139ZM146 229H148V228H146ZM155 229V228H154ZM166 229V230H167ZM42 230H44L45 232H42ZM107 230V229H106ZM145 230V229H144ZM150 230V229H149ZM167 230V232L169 233V234H173V232H171V231H168ZM36 231H37V233H36ZM108 231H109V229H108ZM112 231V230H111ZM111 231H109V232H111ZM143 231V230H142ZM154 231V230H153ZM157 231V233L159 232L158 230H156ZM160 231H162V230H160ZM106 232V231H105ZM127 232V231H126ZM147 232H148V230H147ZM165 232V231H164ZM167 232H166V234H167ZM132 233V232H131ZM137 233V232H136ZM156 233V234H157ZM231 233V234H230ZM113 234V233H112ZM141 234H142V232H141ZM148 234H150V233H148ZM147 234V235H148ZM110 235V234H109ZM163 236L165 235L164 233L162 234ZM231 235H233V236H231ZM123 236V235H122ZM145 236V238L147 237L146 235H144ZM150 236V235H149ZM152 236H154V235H152ZM161 236V235H160ZM166 236V235H165ZM106 238V240H105V238ZM112 237V236H111ZM121 237V236H120ZM135 237V236H134ZM133 237V238H134ZM167 237H168V234H167ZM166 237V238H167ZM124 238V237H123ZM139 238V237H138ZM150 238V237H149ZM152 238H154V237H152ZM169 238V237H168ZM232 238H233V240H232ZM114 239V238H113ZM112 239V240H113ZM115 239V240H116ZM126 239V238H125ZM127 239H129L130 240V238H128L127 237ZM163 239V238H162ZM169 239H171V238H169ZM134 240V239H133ZM143 240H144V238H143ZM132 241V240H131ZM142 241V240H141ZM140 241V242H141ZM170 241H172V240H170ZM170 241H168L167 240V243L168 242H170ZM139 242V243H140ZM154 243V242H153ZM141 244H143V243H141ZM158 244V243H157ZM155 245V248L156 247H159V246H161L162 245V247H164V245L166 244V243H163V244H158V245ZM174 244H176V243H174ZM234 244H237V246H235ZM139 245V244H138ZM235 247H234V246ZM125 246H126V243H125ZM129 246V245H128ZM151 246V245H150ZM166 246V245H165ZM185 248V249H183V247ZM127 247V246H126ZM178 247H182V248H178ZM123 248V247H122ZM143 248V247H142ZM135 249H136V247H135ZM146 251H147V249H145ZM149 251L151 252V250L149 249ZM166 251V250H165ZM171 251V250H170ZM149 252V253H150ZM157 252V251H156ZM239 252V253H238ZM152 253V252H151ZM147 254H148V252H147ZM162 254V253H161ZM152 258H154V256H151ZM256 259L254 262L253 261H251V259ZM258 263V262H257ZM256 263V264H257ZM255 264V263H254Z\"/></svg>","mask_w":264,"mask_h":264},{"label":"clouds","instance_id":"9594fccd","mask_svg":"<svg viewBox=\"0 0 264 264\" xmlns=\"http://www.w3.org/2000/svg\"><path fill=\"white\" fill-rule=\"evenodd\" d=\"M10 2L6 0V3ZM20 11L30 13L32 8L17 10L9 7L0 11V74L16 73L27 80L39 82L43 90L49 93L52 106L58 107L70 122L86 95L91 93L89 99L100 102L94 89H86L69 79L73 75L86 73L90 79L95 78L92 65L100 58L99 53L92 54L95 43L92 47H86L88 37L81 33L72 35L69 32V38H61L57 35L61 31L59 28L51 33L39 28V39L35 31L31 36H25L24 31L33 25L29 15L21 16ZM159 26L156 44L151 48L153 64L156 67L188 64L203 41L188 39L181 23L169 17L160 18ZM229 26L237 41L244 37V28L239 22H230ZM45 41L48 45L46 53L38 50ZM114 66L119 69L118 62ZM134 71V68H129V73ZM107 76L106 73L105 79ZM0 234L11 235L12 229L0 223ZM171 240L173 243H183V234L177 231L172 234ZM29 245V254L20 264H111L105 256L89 259L82 252L75 254L69 251V243L59 236L55 239L29 240Z\"/></svg>","mask_w":264,"mask_h":264}]
</instances>
